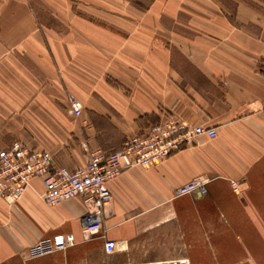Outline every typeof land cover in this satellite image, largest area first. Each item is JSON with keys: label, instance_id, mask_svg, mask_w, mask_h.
I'll return each instance as SVG.
<instances>
[{"label": "crops", "instance_id": "0c3cea01", "mask_svg": "<svg viewBox=\"0 0 264 264\" xmlns=\"http://www.w3.org/2000/svg\"><path fill=\"white\" fill-rule=\"evenodd\" d=\"M124 1L116 14L114 0H0V149L21 140L74 169L166 117L217 135L112 178L106 237L85 233L81 196L47 203L41 177L0 195V264H264V14L242 0ZM40 6L66 28L42 27ZM198 177L206 194L177 195ZM68 233L73 245L31 254Z\"/></svg>", "mask_w": 264, "mask_h": 264}, {"label": "built area", "instance_id": "2783aa9c", "mask_svg": "<svg viewBox=\"0 0 264 264\" xmlns=\"http://www.w3.org/2000/svg\"><path fill=\"white\" fill-rule=\"evenodd\" d=\"M69 112L79 116L83 102L74 95L68 97ZM217 135L216 127L187 125L175 118L166 117L151 124L144 133L128 138L116 151L93 148L86 165L71 169L55 164L52 154L46 149L32 147L16 140L0 149V195L13 201L22 196L34 177H41L45 185L44 199L49 204H59L65 199L81 196L87 205L84 214V231L87 235L105 236L103 225L104 207L112 197L108 182L125 168L136 165L155 164L170 153L190 142L195 135ZM234 190L239 189L237 180H231ZM207 181L198 177L177 187V195L206 194ZM73 233L41 238L31 247L32 255H41L73 245ZM105 249L116 246L113 239H105Z\"/></svg>", "mask_w": 264, "mask_h": 264}, {"label": "rangeland", "instance_id": "374dc122", "mask_svg": "<svg viewBox=\"0 0 264 264\" xmlns=\"http://www.w3.org/2000/svg\"><path fill=\"white\" fill-rule=\"evenodd\" d=\"M115 4L114 11L116 14H121L123 12L124 6V0H114ZM148 1V0H145ZM234 1L238 0H228L227 3L231 6L233 5ZM241 1V0H239ZM242 1H248V3L255 4L257 10L263 15L264 14V0H242ZM233 8V7H232ZM37 16L39 21L41 22L42 27L51 30V31H59V29L63 30L66 28V25L59 22L57 18V12L58 9L52 8V7H37L35 8ZM84 10L90 11L89 8H84ZM83 9L78 8L77 11H83L84 13L88 14V12H85Z\"/></svg>", "mask_w": 264, "mask_h": 264}]
</instances>
